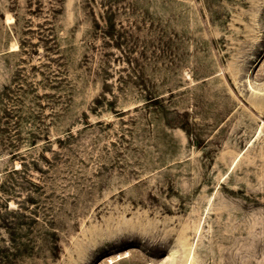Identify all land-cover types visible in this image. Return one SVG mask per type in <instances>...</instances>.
<instances>
[{
  "label": "rangeland",
  "instance_id": "obj_1",
  "mask_svg": "<svg viewBox=\"0 0 264 264\" xmlns=\"http://www.w3.org/2000/svg\"><path fill=\"white\" fill-rule=\"evenodd\" d=\"M23 172L4 264H264V0H0V184Z\"/></svg>",
  "mask_w": 264,
  "mask_h": 264
},
{
  "label": "trees",
  "instance_id": "obj_2",
  "mask_svg": "<svg viewBox=\"0 0 264 264\" xmlns=\"http://www.w3.org/2000/svg\"><path fill=\"white\" fill-rule=\"evenodd\" d=\"M105 33L106 35H109L111 37L114 35V26L109 21ZM149 99L153 102H159V97L157 95L150 96ZM72 135L73 133L69 131L63 139L58 138V146H62L63 142H66L70 137H72ZM43 157L45 158V160H47V157ZM22 165L25 166V164L21 163L18 168L9 169L8 172H20V167ZM4 184L5 182H1L0 184L2 190L7 193V196L2 197V202L0 204V207L2 208L0 210V264L8 263L11 254H15L17 252H20L21 250L26 251L24 248H20L19 242L17 240V234L18 229L23 223V219L25 217L23 216L24 214L22 210L29 209L30 206L28 203L34 202V199L30 196V186H39L37 182L32 181L24 172L21 176V180L11 179L9 186H6ZM15 187L18 188L16 189ZM23 190L26 191L25 195H23L22 193ZM19 194L23 196H20ZM14 196H19V200H16L17 206L15 208H9L8 200L10 198H13ZM49 235L51 237L50 241L53 243V248L58 249L59 246L56 243L57 235L54 231L50 232Z\"/></svg>",
  "mask_w": 264,
  "mask_h": 264
}]
</instances>
